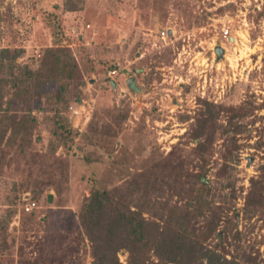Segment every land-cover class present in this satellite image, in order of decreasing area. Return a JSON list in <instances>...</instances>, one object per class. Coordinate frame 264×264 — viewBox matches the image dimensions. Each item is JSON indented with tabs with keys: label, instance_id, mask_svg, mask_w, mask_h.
Segmentation results:
<instances>
[{
	"label": "trees",
	"instance_id": "trees-1",
	"mask_svg": "<svg viewBox=\"0 0 264 264\" xmlns=\"http://www.w3.org/2000/svg\"><path fill=\"white\" fill-rule=\"evenodd\" d=\"M6 1L0 0V26ZM86 2L65 0L64 9L79 12ZM9 21L11 27L20 24L13 16ZM46 23L52 44L31 63L19 61L26 52L15 44V36V41L0 49V182L7 171L15 173L11 194L3 202L7 217L0 220V264H68L82 253L89 256L91 264H264L259 249L244 243L258 223L264 227V164L259 166L258 175L251 177L249 188L241 184L238 170L244 148L239 139L249 132L247 120L254 111L199 98L194 120L170 153L166 155L154 138L148 142L149 150L148 144H142L140 152L148 156L139 161L137 171L128 170L120 184L103 185L92 165L116 163L114 153L97 145L92 149L80 144L77 139L83 134L72 125L68 114L71 105L82 103L83 88L88 84L74 51L75 46L83 47V35L67 36L57 12L48 13ZM159 29L165 31V26ZM113 70L117 67L111 66ZM107 79V86L116 89V82ZM127 85L133 92L142 93L135 84ZM149 114L161 119L155 109L146 110L145 115ZM37 115L48 117L52 127L43 167L54 156L59 168L63 158L56 156L62 148L66 157L78 156L93 171L88 180L81 179L82 185L87 183L89 195H83L77 215L72 217L78 221L75 238L52 229L42 241L40 230L34 232L33 227L41 201H35V210L23 211L20 226H11L30 192L21 187L24 177H17L18 161L43 142ZM120 120L125 118L121 115ZM141 122L140 129H146V117ZM89 130L92 135L88 139L95 142L101 131L92 125ZM220 141V158L215 159ZM256 147L262 149L263 144ZM38 179L55 187L64 185L44 176L26 177L25 182ZM55 199L48 193L44 206L53 205ZM57 219L53 216V225ZM252 221L258 223L246 231L239 230L242 222ZM56 237L52 245L50 241Z\"/></svg>",
	"mask_w": 264,
	"mask_h": 264
},
{
	"label": "rangeland",
	"instance_id": "rangeland-1",
	"mask_svg": "<svg viewBox=\"0 0 264 264\" xmlns=\"http://www.w3.org/2000/svg\"><path fill=\"white\" fill-rule=\"evenodd\" d=\"M64 3L65 0H7L1 9L0 49L15 36V44L26 52L20 62L27 64L40 57L52 44L46 23L50 12L60 15L67 36L83 35V47L75 46L74 51L88 82L83 88L82 102L86 103L84 112L70 117V122L83 134L77 139L80 144L92 149L97 145L114 153L116 163L92 165L99 182L115 186L126 180L128 170L137 171V164L147 155L140 152L142 146L148 144L149 150L148 142L154 138L166 155L170 153L194 120L199 98H206L254 111L247 120L253 121L248 123L249 132L239 139L244 148L238 170L241 184L249 188L251 177L258 175L259 166L264 164V0H87L85 9L79 12L65 11ZM221 9L225 11L220 13ZM11 16L20 24L11 27ZM162 24L167 33L166 43L158 37ZM223 28L230 30L228 40L223 37ZM218 46L224 49L221 58L216 52ZM111 66L117 67L114 77L109 76ZM107 78L116 82V89L107 86ZM131 79L135 80L134 88H141V94L128 87ZM154 109L161 119L145 115L146 110ZM119 115L125 118L123 122ZM144 117L147 128L141 130ZM38 118L43 142L35 152L30 149L20 156L17 165V177H24L21 187L30 190V197L19 205V215L11 226H20L23 211L28 213L29 205L41 201L33 227L34 232L40 230L42 241L46 238L43 235L52 229L75 238L79 228L72 217H76L83 195H89V187L86 182L82 185L81 179L88 180L93 171L78 156L66 157L62 148L56 156L63 158L60 167L54 164V156L43 167L52 127L48 117ZM91 125L101 131L95 142L88 139L92 135ZM258 143L263 144L262 149L256 147ZM222 146L223 141L218 142L215 159L220 158ZM14 175L7 171L0 182V220L7 217L3 202L11 194ZM40 176L63 181L64 185L55 187L43 179L25 182L26 177L30 180ZM48 193L56 199L53 205L45 207ZM55 215L58 223L53 225ZM257 223L242 222L239 230L246 231ZM248 241L244 243L255 245V251L259 249L263 258L262 224H257ZM55 242L57 237L50 241L52 245ZM73 260L68 264H91L89 256L83 253ZM122 261L126 262L125 257Z\"/></svg>",
	"mask_w": 264,
	"mask_h": 264
},
{
	"label": "built area",
	"instance_id": "built-area-1",
	"mask_svg": "<svg viewBox=\"0 0 264 264\" xmlns=\"http://www.w3.org/2000/svg\"><path fill=\"white\" fill-rule=\"evenodd\" d=\"M223 37L226 39V40H228L229 39V37H231V35H230V30L228 29V28H223ZM166 31H161V32H159V34H158V37H159V39L163 42H165L166 41ZM166 43V42H165ZM117 74V71H110L109 72V76L110 77H114L115 75ZM83 103V102H82ZM85 101H84V103L83 104H80V105H71L70 107H69V110H68V113H69V115H70V117H76V116H79V115H81L84 111L82 110V108L85 106ZM78 127V126H77ZM35 206V204H31V205H29L28 207H27V211H31L32 209H33V207Z\"/></svg>",
	"mask_w": 264,
	"mask_h": 264
},
{
	"label": "water",
	"instance_id": "water-1",
	"mask_svg": "<svg viewBox=\"0 0 264 264\" xmlns=\"http://www.w3.org/2000/svg\"><path fill=\"white\" fill-rule=\"evenodd\" d=\"M216 52H217L219 58H221L222 55L224 54V49H223L221 46H218V47L216 48ZM133 81H135V80H134V79H131V80H130V83H132Z\"/></svg>",
	"mask_w": 264,
	"mask_h": 264
},
{
	"label": "clouds",
	"instance_id": "clouds-1",
	"mask_svg": "<svg viewBox=\"0 0 264 264\" xmlns=\"http://www.w3.org/2000/svg\"><path fill=\"white\" fill-rule=\"evenodd\" d=\"M74 105V104H73ZM78 106V105H77Z\"/></svg>",
	"mask_w": 264,
	"mask_h": 264
}]
</instances>
